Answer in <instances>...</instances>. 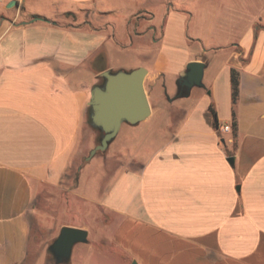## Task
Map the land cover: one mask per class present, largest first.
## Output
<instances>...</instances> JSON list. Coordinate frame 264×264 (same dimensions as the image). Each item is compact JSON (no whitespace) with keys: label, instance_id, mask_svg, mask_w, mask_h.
Instances as JSON below:
<instances>
[{"label":"crops","instance_id":"0c3cea01","mask_svg":"<svg viewBox=\"0 0 264 264\" xmlns=\"http://www.w3.org/2000/svg\"><path fill=\"white\" fill-rule=\"evenodd\" d=\"M123 1L0 0V264L28 261L35 202L61 190L76 159L95 146L88 112L102 72L141 66L113 62L110 50L146 54L153 42L145 79L151 115L122 125L109 145L116 166L106 168L108 186L93 202L112 234L95 235L136 264H264V0L221 7L157 0L163 20L135 10L153 0ZM218 7L215 19H202L208 32L190 26L191 17ZM122 8L123 19H105ZM122 34L134 43L119 45ZM192 61L206 65L204 86L193 101L194 87L178 96L179 111L164 115L173 99L155 93L158 83L169 90ZM78 228L88 231V244L92 229Z\"/></svg>","mask_w":264,"mask_h":264},{"label":"rangeland","instance_id":"374dc122","mask_svg":"<svg viewBox=\"0 0 264 264\" xmlns=\"http://www.w3.org/2000/svg\"><path fill=\"white\" fill-rule=\"evenodd\" d=\"M203 1L205 2L206 0ZM221 1L225 0H217V5L219 7L223 6L219 4ZM121 2L124 3L123 0H121ZM141 2V0H138L136 3L137 6ZM156 2L157 0L151 1V4L149 5L148 3L147 7H140L139 5L135 10H142V12L148 10L153 12L158 20H163L165 8H161ZM219 7L217 9H211V11L222 10ZM126 10L127 9L122 8L112 15L105 16V19L110 21L123 19ZM205 10L204 13H199L191 17L189 24L191 27L197 25L205 32H208L210 25L203 22L206 21L204 19L213 20L217 15H214L213 11L210 13V8ZM131 37L133 36L122 34L119 35L116 40L119 45L126 46L127 44L130 45L134 43ZM136 39H139L138 36ZM135 41V43H137L138 40ZM156 48V43L153 42L151 49L148 50L146 54H141L139 51L135 50L133 46L125 50L112 49L110 50V58L116 63L125 62L127 65L130 64L129 66H133L132 68L140 65L149 68L152 60L155 58L157 52ZM175 85H177V80L172 81L171 88L166 90L164 82H159L155 90L158 96H162L164 102L168 103L167 101L170 102L173 99V104L168 103L170 105L162 109L161 113L164 115L175 109L179 111L178 108L182 105L181 103L185 102V100L177 96L178 91ZM199 89L200 88L197 86L194 87L195 93L192 96L193 98L189 101L194 100L197 93L200 91ZM154 121V118H151L147 123L142 124V126L151 128ZM165 122V120H160L159 127L163 128ZM128 127L132 126L127 123L123 124V129ZM112 149L111 146L105 151L97 153L82 167V172L78 179L79 183L77 185L73 177H70L69 180L65 178L61 190L48 191L37 199L35 202L36 213L32 215L30 222L32 253L25 264H135L134 260H130L128 255L117 246L113 245L111 241L108 242V240L98 237V235L101 234L108 237L112 234L110 224L100 225V223H98L99 217L104 213H102V210L94 203L96 200L100 199L101 191L108 186L109 179H107V169L116 166V161L110 159ZM89 151L90 149L88 148L76 159L69 169L71 174L83 161V157L86 156ZM128 151L129 149L125 148L124 155L128 154ZM83 163H85V161ZM86 223L93 231L89 236L90 242L88 244L77 243L68 260H59L54 252H51L49 247L59 235L61 228L63 226L81 227ZM95 230L99 232L97 237L95 235Z\"/></svg>","mask_w":264,"mask_h":264},{"label":"water","instance_id":"95a60500","mask_svg":"<svg viewBox=\"0 0 264 264\" xmlns=\"http://www.w3.org/2000/svg\"><path fill=\"white\" fill-rule=\"evenodd\" d=\"M15 3L16 1L11 2L10 6ZM205 66L203 61L188 63L186 72L178 79V86H185L188 94L193 87L204 86ZM147 75L148 69L142 66L131 70L107 69L102 72L104 82L92 88L89 106L91 107L90 125L100 129L103 134L101 141L84 157L85 162L108 149L123 124L136 125L151 115L152 108L145 88ZM228 160L234 163V157L231 156ZM87 242L86 229L63 226L49 249L59 260H68L77 243Z\"/></svg>","mask_w":264,"mask_h":264},{"label":"trees","instance_id":"16d2710c","mask_svg":"<svg viewBox=\"0 0 264 264\" xmlns=\"http://www.w3.org/2000/svg\"><path fill=\"white\" fill-rule=\"evenodd\" d=\"M104 82V77L101 78L100 82L98 84H102ZM232 83H233V101L234 103L236 102L237 100V96H238V93H239V80H238V77L236 76V73L234 72L233 73V76H232ZM178 94L177 96H185L188 94L185 86L183 85H180L178 86ZM210 109L213 113V124L216 128L219 127V122H218V117H217V114H216V111L213 107V105L210 106ZM90 113H91V107L89 106V112H88V122L90 124ZM234 126H235V123H234ZM95 129V128H94ZM97 131V144L101 141V138H102V131L100 129H95ZM85 157V156H84ZM84 157H83V161L79 164V166L72 172V174H66L67 175V178L69 177V175H71V177H73L75 183L77 184L78 183V179H79V175H80V169L82 168L83 166V162H84Z\"/></svg>","mask_w":264,"mask_h":264},{"label":"built area","instance_id":"2783aa9c","mask_svg":"<svg viewBox=\"0 0 264 264\" xmlns=\"http://www.w3.org/2000/svg\"><path fill=\"white\" fill-rule=\"evenodd\" d=\"M223 128H224V130H230L231 129L230 126H224Z\"/></svg>","mask_w":264,"mask_h":264}]
</instances>
